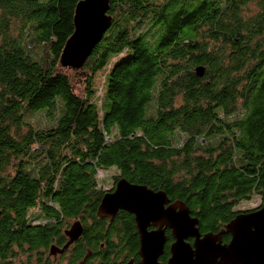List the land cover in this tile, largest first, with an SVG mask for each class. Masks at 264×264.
I'll return each instance as SVG.
<instances>
[{"label": "trees", "instance_id": "trees-1", "mask_svg": "<svg viewBox=\"0 0 264 264\" xmlns=\"http://www.w3.org/2000/svg\"><path fill=\"white\" fill-rule=\"evenodd\" d=\"M81 1L0 0V264H44L76 221L68 264H140L134 216L97 213L115 180L184 202L203 235L264 201V0H109L75 70L60 57Z\"/></svg>", "mask_w": 264, "mask_h": 264}, {"label": "water", "instance_id": "water-1", "mask_svg": "<svg viewBox=\"0 0 264 264\" xmlns=\"http://www.w3.org/2000/svg\"><path fill=\"white\" fill-rule=\"evenodd\" d=\"M109 10V0H83L77 4L75 30L60 57L62 67L75 70L84 67L113 24ZM195 72L203 77L205 69L197 67ZM121 210L135 218L141 264H162L159 260L168 241L167 230L174 240L167 264H264V201L260 208L239 214L221 232L203 235L198 219L192 217L184 202L171 203L163 191L120 179L115 190L104 195L97 213L101 218L113 220ZM83 232L81 222H74L66 232L68 243L63 248L51 246L50 253H64ZM225 234L231 236L228 243L223 242Z\"/></svg>", "mask_w": 264, "mask_h": 264}, {"label": "rangeland", "instance_id": "rangeland-1", "mask_svg": "<svg viewBox=\"0 0 264 264\" xmlns=\"http://www.w3.org/2000/svg\"><path fill=\"white\" fill-rule=\"evenodd\" d=\"M45 1V0H43ZM258 12V6L256 4V2H252L249 4V6H247L246 10L244 11V16H253ZM118 60H115V62ZM111 65H114V62L111 63ZM110 68L107 67L106 69L98 72L97 76H96V82L99 85V87L103 88V94L106 93V86H107V81H106V75L109 72ZM75 89L77 92L81 91V88L79 85L75 84ZM36 121H40L42 120V117H40L39 115L36 116L35 118ZM116 171H114V168L110 169V171H101L99 172V179L100 180H104V182L110 180L111 176L115 174ZM109 184L104 187V188H109L108 187ZM262 202L261 197L256 196L254 197L252 200L249 201H244L242 202L239 206L238 209H242V210H248V209H253L258 207Z\"/></svg>", "mask_w": 264, "mask_h": 264}, {"label": "flooded vegetation", "instance_id": "flooded-vegetation-1", "mask_svg": "<svg viewBox=\"0 0 264 264\" xmlns=\"http://www.w3.org/2000/svg\"><path fill=\"white\" fill-rule=\"evenodd\" d=\"M117 182L118 181H114V183H113V185L111 186V187H109L108 188V190H107V192H113L114 190H115V188H116V185H117ZM106 192V193H107ZM171 201V200H170ZM171 203H173L172 201H171ZM122 211V210H121ZM120 212V211H119ZM118 212V213H119ZM126 212V211H125ZM71 227H69V228H66V230H65V235H66V237H67V239H68V241H69V237L67 236V234H66V232L70 229ZM154 228L152 227V228H150V230H153ZM168 231V230H167ZM83 235V234H82ZM81 235V236H82ZM166 235H167V232H166ZM79 239H80V237H79ZM78 239V240H79ZM77 240V241H78ZM168 240V239H167ZM190 240H192V239H190ZM189 240V242L190 243H193V240H192V242ZM67 241V242H68ZM76 242V241H75ZM75 242H73L70 246H72ZM67 244V243H66ZM66 244H64L63 246H57V245H54V246H57V247H59V248H63ZM70 246L65 250V252L64 253H57V254H55V255H53V254H51L50 253V255H48V256H46V258H45V261H44V264H68V262H67V259H64V257L66 256V252H68V249L70 248ZM165 248H166V246H165ZM164 254H165V252H164ZM163 254V255H164ZM162 255V256H163ZM161 258V257H160ZM141 259V258H140ZM130 261H133V260H130ZM160 261V263H162L163 264V262L161 261V259L159 260ZM32 264H39V261H37V258H36V260L35 261H33V263ZM133 264H134V261H133ZM140 264H141V261H140Z\"/></svg>", "mask_w": 264, "mask_h": 264}]
</instances>
